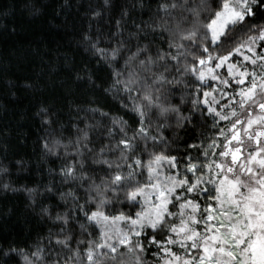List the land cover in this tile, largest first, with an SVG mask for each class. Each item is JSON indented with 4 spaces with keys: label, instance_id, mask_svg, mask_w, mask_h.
I'll list each match as a JSON object with an SVG mask.
<instances>
[{
    "label": "snow or ice",
    "instance_id": "obj_1",
    "mask_svg": "<svg viewBox=\"0 0 264 264\" xmlns=\"http://www.w3.org/2000/svg\"><path fill=\"white\" fill-rule=\"evenodd\" d=\"M154 2L147 20L121 6L107 34H85L109 71L99 81L87 65L76 73L90 99L75 105V136L42 138L58 161L48 179L0 180L49 225L26 248L0 246L2 264H264V0ZM188 89L185 115L184 96L173 97ZM196 112L215 131L182 160L164 131L172 114L192 123ZM37 115L54 123L47 107Z\"/></svg>",
    "mask_w": 264,
    "mask_h": 264
},
{
    "label": "trees",
    "instance_id": "obj_2",
    "mask_svg": "<svg viewBox=\"0 0 264 264\" xmlns=\"http://www.w3.org/2000/svg\"><path fill=\"white\" fill-rule=\"evenodd\" d=\"M143 2L144 8L132 9L130 6L137 0H112L115 7H102L103 0H0V165L10 172V177L0 175V180L10 178L17 187H34L48 179V167L56 166L58 161L43 154L42 138L75 136V105L86 104L90 99V92L76 81V73L87 65L99 81L109 71L97 64L99 57L85 41V34L93 38L107 34L111 28L109 21L119 18L121 6L128 7L137 22L141 18L147 20L148 6L154 9L155 2ZM95 11L101 15L94 16ZM100 41L101 47L108 46L103 36ZM189 91H177L173 97V103H179L184 96L186 102L181 111L185 115L190 109ZM96 96L106 110L119 109L110 98L99 92ZM41 107L48 108L53 124L44 123L37 115ZM119 115L129 119L124 111ZM212 123L210 115L205 118L199 112L194 113L192 123H177L172 114L170 126L164 131L167 151L182 160L188 154L197 157V149L190 145L198 144L205 135L211 136L215 131ZM18 160L23 165H17ZM55 199L52 197V202ZM27 204L23 191L0 192V246L12 243L26 248L39 235L46 234L49 225L32 213ZM147 259L153 257L149 254Z\"/></svg>",
    "mask_w": 264,
    "mask_h": 264
},
{
    "label": "rangeland",
    "instance_id": "obj_3",
    "mask_svg": "<svg viewBox=\"0 0 264 264\" xmlns=\"http://www.w3.org/2000/svg\"><path fill=\"white\" fill-rule=\"evenodd\" d=\"M218 71H223V70L221 69V70H218Z\"/></svg>",
    "mask_w": 264,
    "mask_h": 264
}]
</instances>
